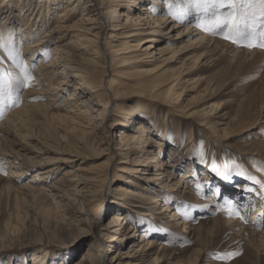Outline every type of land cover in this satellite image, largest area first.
<instances>
[{
	"label": "rangeland",
	"instance_id": "obj_1",
	"mask_svg": "<svg viewBox=\"0 0 264 264\" xmlns=\"http://www.w3.org/2000/svg\"><path fill=\"white\" fill-rule=\"evenodd\" d=\"M24 1L12 3L21 6ZM33 2L37 10L38 0ZM68 2L63 0L56 17L42 32L59 21L58 15L64 13ZM161 2L165 13L181 25L178 31L190 34L183 42L174 44L178 49L181 47L175 56L177 62L146 77L153 83L145 84L141 79L135 83L132 70L120 68L118 81L122 82L120 90L124 98L118 104L128 107L140 103L158 113L144 122L150 128L152 142L142 146L143 135L137 134L139 138L132 143L133 153L128 162L114 150L122 148L121 132L133 131L136 123L130 124L128 130L119 125L105 129L106 117L100 116L104 108L82 82L62 84L61 88L55 82L51 91L46 86L40 87L47 91L41 96L29 70L33 76L29 86L18 88L14 84L10 92H0V124L7 121L10 112L27 106L26 123L8 139L0 141V264L83 263V256L92 247L98 254L100 245L108 246L107 237L103 236L107 233L101 228L107 226L114 213L127 217L133 227L130 238L117 247L128 251L140 241L142 233L154 243L153 257L159 258V264H264V188L261 187L264 183V49L238 46L225 39V33L215 31L218 14L227 15L231 11L228 7L197 12L195 0ZM144 5L153 16L159 17L153 9L154 0H143L136 9L141 10ZM85 6V2L81 3L66 24L72 25L80 18ZM259 9L257 0L254 8L257 28L264 23ZM6 10L0 11V23ZM14 14L19 18L18 8ZM195 28L202 33L196 35ZM110 33L107 30L106 37ZM203 33L213 41H202ZM69 40L65 37L57 43L51 42V53L45 56L40 53L33 69L42 59L48 63L55 46L63 48ZM188 40L193 43L187 44ZM10 50L19 53L17 62L23 60L25 64L20 50L14 47ZM0 74H20L3 49H0ZM99 80L108 87L110 78L102 76ZM129 80L133 82L131 86ZM176 80L179 86L172 91L175 96H164L155 90L162 82ZM80 91L86 93L79 95ZM26 92L31 93L27 101L23 100ZM73 92L77 98L86 97L88 101L81 106L85 113L81 115L82 126L77 128L52 117ZM144 96L149 99L142 100ZM52 98L55 102L50 101ZM40 104L51 107L38 108ZM113 105L111 102L110 106ZM84 126H93L97 134H86ZM102 142L110 143L111 147ZM144 149L149 154L141 159ZM1 153H6L8 156L4 157L8 160L23 163L26 170L20 178L9 180L14 168L1 158ZM56 155H65L69 160L48 165ZM157 159L163 162L161 166ZM92 166L95 168L91 170ZM78 167L87 169L85 174L89 178L100 176L98 182L88 186L92 195L86 194L92 204L84 201L82 205L83 197L75 196L67 182V172ZM47 168L56 170L44 175L46 178H37L35 174ZM129 168L146 169V175L126 174L122 170ZM158 172L163 175L155 176ZM122 177L131 178V183ZM68 178L72 179L73 175ZM10 183L12 189L7 188ZM25 183L31 184L36 193L23 194L20 189ZM120 187L140 191L147 198L125 200L131 206L121 207L113 202ZM216 190L221 196L213 195ZM224 198L241 209L247 222L225 214L221 209ZM160 204L175 208L181 219L175 220L173 213H162ZM99 207L103 209L100 215ZM85 218L91 219L89 225L80 223ZM226 252L238 254L230 259L217 258ZM111 253L105 258L109 259Z\"/></svg>",
	"mask_w": 264,
	"mask_h": 264
},
{
	"label": "bare ground",
	"instance_id": "obj_2",
	"mask_svg": "<svg viewBox=\"0 0 264 264\" xmlns=\"http://www.w3.org/2000/svg\"><path fill=\"white\" fill-rule=\"evenodd\" d=\"M141 1L69 0V5H66L67 7L63 11L64 13L58 15L59 21L47 32H42L43 27L45 28V26L56 17L63 0H38L39 4L37 10L34 9L35 3L33 0H26L21 6H16L12 3L13 0H0V11H4L5 8L7 9V13L3 16L2 22L0 23V43H3L8 48L14 47L15 50L21 51L25 58V65L28 66V70L34 75V83L37 85V88L46 86L51 91L55 87V82L57 83L56 85L59 86L57 88H61L63 87L62 84L67 86L70 83L76 84L80 81V83L82 82V84L86 86L88 93L98 97L100 106L104 108L100 116L103 118L106 117V122L104 123L105 129L111 130L119 125L128 130L130 124L136 123V125L134 124L135 128L132 129L133 131L126 132L123 130L121 132L120 146L122 148L119 147V149H117L118 151L114 150L118 156H122L124 157L122 159H126L125 162H128L127 160L133 153L132 146L134 144L132 143L139 138L137 134L143 135L144 142L142 146L146 147L152 142L150 128L147 127L144 122L145 118L151 117L153 114L158 115V113L140 103L128 107H122L118 104L120 101L119 99L124 98V95H122L123 91L120 90L122 82L118 81V79L121 78L120 68L128 67L132 70L131 72H133L135 78L132 81L135 83L139 82V79L145 84L153 83V80L146 77L150 76L155 71L163 70V68L170 63L177 62L175 56L181 51V47L178 49L174 44L177 45V43L183 42L184 39L188 37L187 35L190 34L188 31H178L181 25L175 21L170 14L165 13V9L162 6L163 2H161L162 0H154L155 7H153V9L155 14H158L159 17L153 16V12H151L149 8H146L145 5L142 6L141 10H137L136 5ZM83 2L86 3V6L80 18L72 25H67L66 22H68L72 13L75 12V9ZM7 4L11 5L8 6ZM15 8H18L20 11L18 16L20 20L14 14ZM168 10H170L169 4L167 6V11ZM84 12H86V14ZM172 23L173 25L170 26ZM107 30H111L109 37L105 35ZM194 33L199 35L202 31L195 28ZM57 35H60V37ZM65 37H69L70 40L64 44L63 48L55 46V53L50 61L47 63L42 59L39 66H36L37 68L34 70L33 64L37 61L38 55L41 53L45 56L49 54V52L51 53L50 43H57ZM211 38L212 37L207 33H203L202 35V41L209 40L211 42L213 41ZM191 43H193L192 40L187 41V44L190 45ZM151 66H155V68L149 69L148 67ZM59 76L62 77V80H60ZM102 76L108 77V79L110 78L108 87L103 85V80H99ZM130 81L131 80H129V82ZM132 81L130 82V86L133 83ZM177 86H179L177 80L174 82H162L160 85L156 86V88L159 89L155 90H158L159 94L164 96H171L172 94L175 96L176 93H172V91ZM46 92L44 88H40L37 94L43 96ZM105 92H108L110 96H105ZM83 93V91H80L79 95H83ZM181 93L178 94V99ZM30 94V92H26L23 100L27 101ZM86 99V97H82L81 99L77 98L76 92H73L65 99L64 103L57 108V112L54 113L52 117L60 119L74 128L81 127V115L85 113V111L81 109V106L85 104L84 102L87 101ZM144 99H149V97L144 96L142 100ZM50 101L55 102V98H52ZM111 102L112 104L114 103L112 107L110 106ZM48 106L51 107V104H40L37 107L44 108ZM25 107L27 106H20V108L10 112V117L7 121L0 124V141L8 139L12 132L17 128H21L23 124L26 123L24 115L27 113V109ZM33 107L35 108V106ZM87 111L88 110H86V113H89ZM77 112L79 113L77 114ZM107 113L109 114L108 118ZM83 128H85L83 131L86 134H97L96 128L93 126H84ZM102 143L103 145H107V147H111V144L108 142ZM148 154V149H144L140 153V158L143 159L147 157ZM4 156L7 157L8 155L6 153H1V158L14 168V170L10 172L9 180L20 178L26 170L23 163L10 159L8 160ZM68 160L69 158L65 157V155H60L50 159V162L47 164L52 166L53 164L66 162ZM156 163H159V166L163 164L159 159H157ZM139 164L141 163H138V166H143ZM93 166L90 167L91 170L95 168ZM54 170L56 169L47 168L44 172L39 171L35 175L37 178L41 176L46 178L44 175L51 174ZM85 170L87 169L78 167L75 171L69 170L66 174L67 182L70 183L69 187H73L72 191L75 196L83 197L80 201L82 205L85 204L84 201L92 204L90 203L91 201H89V195L86 194L92 192L89 191L88 186L98 182L100 178V176L89 178L86 176ZM122 170L126 174L139 173L141 175H146L147 171L141 168H136V171L131 168ZM71 175H73V178H68V176ZM160 175L163 174L159 172L155 174V176ZM122 179L128 180V183H131V178L129 177H122ZM7 186L8 189H12L13 183L7 184ZM20 191L23 192V194L36 193L35 188L29 183H25ZM139 192L137 193L136 190L134 191V189L132 190L131 188L120 187L114 194L113 202L121 207H125L126 205H130L125 200H135V197L141 199L147 198L139 194ZM160 206L163 209L161 211L162 213H173L172 217L175 218V220L181 219L176 209L172 206L165 204H160ZM82 209L85 210L84 207ZM102 212L103 209L99 207L98 214L100 215ZM120 214H112L107 226L101 228V231L107 233L103 236L107 237L105 241L108 246L102 243L103 245L98 247V254L95 253V249L92 247L93 249L89 250L88 255L83 256L82 260L85 261L80 264H159V258L156 256L153 257L152 248L154 243L142 233L140 241L137 244H132L128 251H122L117 247L121 246L122 243L130 238L131 231L133 230V227L129 224L128 218ZM90 220L85 218L81 220L80 223L89 225L88 222ZM114 248L116 249L113 251ZM110 253L112 254L111 257L106 259L107 257L105 258V255L107 256V254ZM78 263L79 261L74 264Z\"/></svg>",
	"mask_w": 264,
	"mask_h": 264
},
{
	"label": "snow or ice",
	"instance_id": "obj_3",
	"mask_svg": "<svg viewBox=\"0 0 264 264\" xmlns=\"http://www.w3.org/2000/svg\"><path fill=\"white\" fill-rule=\"evenodd\" d=\"M257 0H195L194 7L197 12H208L209 10H219L225 7L231 11L224 15L218 14V19L215 27L217 33H225L224 38L236 43L238 46L248 48L259 47L264 49V23L261 27L256 26L257 13L254 11ZM260 9L259 17L264 22V0H258ZM240 9L238 12L237 10ZM259 41L256 43V41ZM0 49L7 53V58L16 63L20 69L19 75L0 74V92L8 90L9 92L15 84L16 87L22 88L29 86V82L33 79L28 66L23 63V60L17 62L16 57L19 53L13 54L10 48L0 43ZM228 177L225 176V179ZM257 183H261L257 181ZM264 188V183H261ZM215 196H221L219 190L213 193ZM221 209L230 218H238L243 222H247L244 215L241 214V209L234 205L232 201L224 198V203ZM238 253H221L217 255L218 259H230Z\"/></svg>",
	"mask_w": 264,
	"mask_h": 264
}]
</instances>
